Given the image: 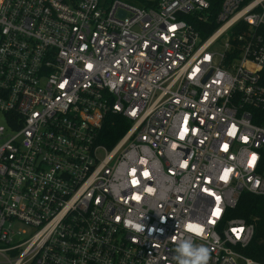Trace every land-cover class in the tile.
I'll use <instances>...</instances> for the list:
<instances>
[{
    "label": "built area",
    "instance_id": "2783aa9c",
    "mask_svg": "<svg viewBox=\"0 0 264 264\" xmlns=\"http://www.w3.org/2000/svg\"><path fill=\"white\" fill-rule=\"evenodd\" d=\"M261 27L264 0H0V264H264L229 218L264 196Z\"/></svg>",
    "mask_w": 264,
    "mask_h": 264
},
{
    "label": "trees",
    "instance_id": "16d2710c",
    "mask_svg": "<svg viewBox=\"0 0 264 264\" xmlns=\"http://www.w3.org/2000/svg\"><path fill=\"white\" fill-rule=\"evenodd\" d=\"M217 9V2L212 1L209 8L211 15L205 21L195 23L196 29L203 38L218 26L215 22ZM259 31L264 35V27H261ZM127 127L128 124L122 116L108 113L100 130L99 141L110 147L123 135ZM229 218H242L247 224L253 226V236L243 252L255 260H264V196L242 192L236 206L230 209Z\"/></svg>",
    "mask_w": 264,
    "mask_h": 264
},
{
    "label": "clouds",
    "instance_id": "9594fccd",
    "mask_svg": "<svg viewBox=\"0 0 264 264\" xmlns=\"http://www.w3.org/2000/svg\"><path fill=\"white\" fill-rule=\"evenodd\" d=\"M125 226L130 227L135 232H143L145 225L143 223H135L125 221ZM194 228V226L189 225ZM195 230V229H194ZM210 250L205 245H196L188 240H181L175 246V255L173 260L175 264H207Z\"/></svg>",
    "mask_w": 264,
    "mask_h": 264
}]
</instances>
